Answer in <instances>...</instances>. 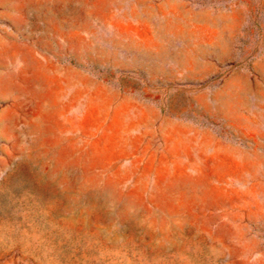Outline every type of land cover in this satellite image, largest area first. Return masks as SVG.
Wrapping results in <instances>:
<instances>
[{
  "label": "rangeland",
  "instance_id": "rangeland-1",
  "mask_svg": "<svg viewBox=\"0 0 264 264\" xmlns=\"http://www.w3.org/2000/svg\"><path fill=\"white\" fill-rule=\"evenodd\" d=\"M0 264H264V0H0Z\"/></svg>",
  "mask_w": 264,
  "mask_h": 264
}]
</instances>
